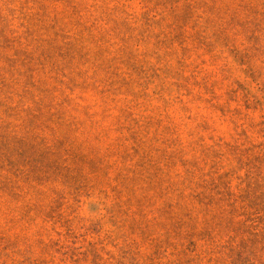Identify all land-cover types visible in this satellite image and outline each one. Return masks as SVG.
<instances>
[{
    "label": "rangeland",
    "instance_id": "1",
    "mask_svg": "<svg viewBox=\"0 0 264 264\" xmlns=\"http://www.w3.org/2000/svg\"><path fill=\"white\" fill-rule=\"evenodd\" d=\"M0 264H264V0H0Z\"/></svg>",
    "mask_w": 264,
    "mask_h": 264
}]
</instances>
